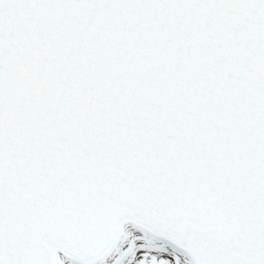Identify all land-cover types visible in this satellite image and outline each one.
<instances>
[{
    "label": "snow or ice",
    "instance_id": "snow-or-ice-1",
    "mask_svg": "<svg viewBox=\"0 0 264 264\" xmlns=\"http://www.w3.org/2000/svg\"><path fill=\"white\" fill-rule=\"evenodd\" d=\"M0 264H264V0H0Z\"/></svg>",
    "mask_w": 264,
    "mask_h": 264
}]
</instances>
